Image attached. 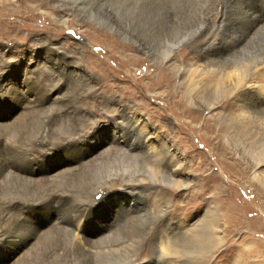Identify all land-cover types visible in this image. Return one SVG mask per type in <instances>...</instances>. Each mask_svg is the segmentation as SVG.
Listing matches in <instances>:
<instances>
[{
	"label": "rangeland",
	"instance_id": "1",
	"mask_svg": "<svg viewBox=\"0 0 264 264\" xmlns=\"http://www.w3.org/2000/svg\"><path fill=\"white\" fill-rule=\"evenodd\" d=\"M0 1L8 5L0 8V76L5 66L19 56L25 67L38 70L33 65L34 54L42 45L53 44L66 53L68 63L80 65L79 76L84 81L79 78L75 83H65L64 94L71 99L78 94L86 96L80 120L86 132L106 126L118 113L116 105L111 104L125 96L129 98V108L144 112L152 134L160 129L168 137L164 142L174 158H169L170 164L163 166L180 186L157 184L150 197L170 199V205L165 204L167 211L177 205L185 207L188 204L187 215H170V222H179L177 227L188 224L199 230L211 211L219 218L216 236L212 235L208 243L210 247H218L213 257L203 261L199 254H194L184 262L264 264V195H257L251 180L252 172L245 176L240 174L244 162L227 142V126L222 116L234 108V97L216 88L214 82L208 86L202 82L191 86L196 90L193 105L188 104L185 97L183 99L191 85L189 69L194 61L190 48L210 43L219 34L227 36L247 32L252 28V21L244 16L243 11L264 16V0ZM62 8L69 14L65 21H57L58 11ZM221 13L223 20L220 19ZM204 15L207 21L202 20ZM201 28L205 32H201ZM258 28L238 50L229 51L230 54L222 57L262 60L264 26ZM198 32L201 33L197 35ZM183 39L186 40L184 43ZM170 44L175 47H170ZM166 46L170 47L171 54L163 60ZM178 71L182 72L179 74ZM213 87L216 89L209 92ZM135 97L140 106L132 100ZM179 100L183 101L182 104ZM109 101L114 102L110 104ZM229 102L233 104L229 106ZM204 103L215 105L207 109L202 107ZM2 107H5L4 103ZM6 112L7 108L1 110L0 118ZM59 127V131L67 132L71 125L61 124ZM234 162L241 163V168ZM144 165L145 162L134 165L130 172L132 176L141 173L139 171L144 170ZM33 168L35 174L43 172L41 164ZM100 182L93 172H87L80 177H66L43 184L40 194L35 196L46 197L58 190L75 201L86 197ZM181 183L187 187L184 189ZM121 185L115 183L111 189L119 190ZM21 187L10 183L0 200L24 202V191L27 190L22 191ZM94 199H99V195ZM25 216L30 219L29 213ZM10 217L13 220V214ZM151 222L120 223L119 230L107 242L109 247L100 254L108 260L106 264H127L136 254L134 236L142 237ZM50 238L28 264H91L90 260L75 254V245L66 234L54 233ZM193 243L197 246L199 242L194 240ZM107 249L113 251L110 253ZM144 251L137 257V264H147L149 258H157L161 249L149 236L143 241L141 253ZM99 260L98 264L105 263ZM158 260L156 264H174L175 261Z\"/></svg>",
	"mask_w": 264,
	"mask_h": 264
},
{
	"label": "bare ground",
	"instance_id": "2",
	"mask_svg": "<svg viewBox=\"0 0 264 264\" xmlns=\"http://www.w3.org/2000/svg\"><path fill=\"white\" fill-rule=\"evenodd\" d=\"M6 6L0 1V8ZM243 13L252 21V28L247 32L219 34L210 43L190 48L194 61L189 69L191 85L183 99L185 97L188 104L193 105L196 90L191 86L202 82L204 86L214 82L216 88L234 97V108L222 114L227 126V142L244 162L240 174L245 176L252 172L251 180L257 195H264V58L251 61L222 57L230 54L229 51L238 50L254 29L264 26V16L253 11ZM68 14L62 8L58 11L57 21H63ZM222 17L221 13V20ZM202 20L207 21L206 15ZM170 47L166 46L163 60L171 54ZM34 58L33 65L38 70L25 67L19 56L8 65L4 64L0 76V111L7 108L0 118V197L12 182L21 185L22 191L27 190L24 191V202L0 200V264H28L54 233L69 236L75 245V254L90 260L91 264H98L100 258L99 262L106 264L108 260L100 254L109 247L107 242L119 230L118 225L141 220L152 222L142 237L134 236L136 254L127 264H137V257L145 253H141L143 241L149 236L158 243L161 251L157 258H149L147 264H156L158 259H175L174 264H187L184 260L194 254H199L202 260L212 258L218 247H210L208 243L212 235L216 236L219 219L212 209H208L211 212L206 210V220L199 230L188 224L177 227L179 222H170V215H187L188 204L167 211L165 204L170 205V199L150 197L157 184L180 186L163 166L170 164L169 158H174L164 142L168 137L160 129L152 134L144 112L129 108V98L125 96L116 103L109 101L110 104L114 102L111 105H116L118 113L106 126L86 132L80 123L86 96L78 94L71 99L64 94L65 83H75L79 78L82 82L80 65L68 63L66 53L53 44L39 47ZM216 88H209V92ZM132 100L137 102L136 97ZM1 102L5 104L4 108ZM182 102L179 100V104ZM137 105L141 103L137 102ZM214 105L204 103L202 107L209 109ZM61 124L71 125L69 131H59L57 128ZM144 162V170L132 176L130 172L134 165ZM36 164H41L43 172L35 174L32 171ZM233 164L241 168V163ZM87 172H93L102 182L94 185L84 198L74 201L58 190L46 197L35 196L40 194L43 184L80 177ZM115 183L122 184L119 190L111 189ZM181 185L184 189L187 187ZM96 195H99L97 200L94 199ZM25 213L30 214L29 220ZM194 240L199 242L197 246Z\"/></svg>",
	"mask_w": 264,
	"mask_h": 264
}]
</instances>
